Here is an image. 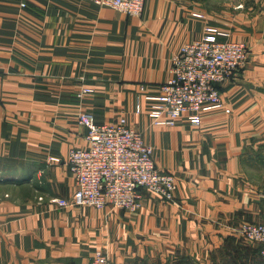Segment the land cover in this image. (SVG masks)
<instances>
[{
    "label": "crops",
    "instance_id": "0c3cea01",
    "mask_svg": "<svg viewBox=\"0 0 264 264\" xmlns=\"http://www.w3.org/2000/svg\"><path fill=\"white\" fill-rule=\"evenodd\" d=\"M241 1L146 0L134 17L85 0H0V264H90L97 250L110 264H207L243 222H264V185L251 178L264 161V0ZM207 27L250 50L220 86L231 113L156 125L173 57ZM83 112L127 118L176 177V201L145 193L137 212L54 202L77 189L68 157L88 146Z\"/></svg>",
    "mask_w": 264,
    "mask_h": 264
},
{
    "label": "built area",
    "instance_id": "2783aa9c",
    "mask_svg": "<svg viewBox=\"0 0 264 264\" xmlns=\"http://www.w3.org/2000/svg\"><path fill=\"white\" fill-rule=\"evenodd\" d=\"M126 15H142L146 0H85ZM26 7V3H22ZM201 16V15H199ZM250 58L248 46L222 40L216 27H207L202 38L184 45L172 59L171 78L161 86L150 116L156 125L174 126L186 118L200 126L205 112L231 113L220 86L239 78ZM84 88L79 98L93 93ZM79 123L87 128L88 146L70 151L68 164L77 189L70 200L54 199L59 206H89L129 212L139 211L145 193L175 202L178 182L163 172L155 161V148L143 134L122 117L112 124H100L83 112ZM50 157V163H60ZM42 199V198H41ZM237 232L260 248L264 258V223L243 222ZM90 264H110L107 254L97 250Z\"/></svg>",
    "mask_w": 264,
    "mask_h": 264
},
{
    "label": "rangeland",
    "instance_id": "374dc122",
    "mask_svg": "<svg viewBox=\"0 0 264 264\" xmlns=\"http://www.w3.org/2000/svg\"><path fill=\"white\" fill-rule=\"evenodd\" d=\"M208 3H213V4H216L218 7L222 8V9H225V8H228V7H233V3L234 2H242L241 0H206ZM246 1H249V3H252L254 0H246ZM259 2V1H258ZM254 3L256 4L257 3V0L254 1ZM247 65V64H246ZM246 67V66H245ZM245 67L242 69L241 71V74L243 73ZM240 74V75H241ZM263 150V149H262ZM253 167L257 170V171H254L252 173V177L256 182L258 183H262V185H264V162H255V164L253 165ZM264 223V222H263ZM240 227V225L237 227V229ZM237 231V230H236ZM239 234V233H238ZM240 235V234H239ZM241 240V242L245 245H247L249 248L251 249H256L257 248V245L255 243H250L249 241H246L242 236L239 238ZM234 258V257H233ZM233 258L229 257V256H225V255H221L218 257V260L220 261V263H224V264H238V263H243L244 261L247 260V258L245 256H242L240 257L238 260L239 262L236 263L233 261ZM261 256L258 257V259H260ZM185 259V261H187L186 264H196L193 260L191 259H186L184 257H179V258H176V263L175 264H183L184 262H182V260ZM264 260V259H263ZM213 261V255L210 256V260L208 261L207 264H211Z\"/></svg>",
    "mask_w": 264,
    "mask_h": 264
},
{
    "label": "trees",
    "instance_id": "16d2710c",
    "mask_svg": "<svg viewBox=\"0 0 264 264\" xmlns=\"http://www.w3.org/2000/svg\"><path fill=\"white\" fill-rule=\"evenodd\" d=\"M262 149H264V146L260 147ZM260 162H264L263 160H259ZM258 161V162H259ZM236 241H238L236 243ZM236 243V244H235ZM258 247V246H257ZM222 255H227L231 258H233V261L238 263L239 262V258L242 256H245L247 258L246 261H244L243 263H238V264H264V258L261 256L260 254V248H256V249H251L249 248L247 245L243 244L241 242L240 239L236 240L235 238H229L226 240V243L224 245V247L222 248L221 251ZM213 255V261H211V264H224V263H220V261L218 260V255H216L215 253L212 254ZM261 256L260 259H258V257ZM185 259L182 260V262H184ZM187 261H185L183 264H186ZM193 264V263H192Z\"/></svg>",
    "mask_w": 264,
    "mask_h": 264
}]
</instances>
